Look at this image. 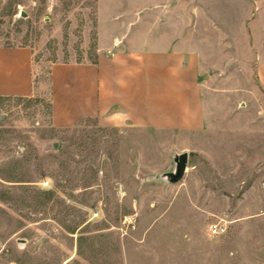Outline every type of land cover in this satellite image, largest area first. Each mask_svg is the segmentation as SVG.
<instances>
[{
	"label": "rangeland",
	"instance_id": "1",
	"mask_svg": "<svg viewBox=\"0 0 264 264\" xmlns=\"http://www.w3.org/2000/svg\"><path fill=\"white\" fill-rule=\"evenodd\" d=\"M158 31L204 56V128L55 129L46 98L0 100V264H264V0H0V45L41 81Z\"/></svg>",
	"mask_w": 264,
	"mask_h": 264
},
{
	"label": "crops",
	"instance_id": "2",
	"mask_svg": "<svg viewBox=\"0 0 264 264\" xmlns=\"http://www.w3.org/2000/svg\"><path fill=\"white\" fill-rule=\"evenodd\" d=\"M121 39L99 46L92 62L51 64L44 81L36 78L29 48L0 45V100L46 98L55 129L94 119L167 134L202 130L207 123L202 52L161 31L144 36L143 45L133 49L117 44ZM260 52L256 72L264 90V48Z\"/></svg>",
	"mask_w": 264,
	"mask_h": 264
},
{
	"label": "water",
	"instance_id": "3",
	"mask_svg": "<svg viewBox=\"0 0 264 264\" xmlns=\"http://www.w3.org/2000/svg\"><path fill=\"white\" fill-rule=\"evenodd\" d=\"M22 17L25 16L22 15ZM172 161L174 164L173 170L162 174L161 178H163L168 183L174 184L179 182L185 173L188 163V154L186 152L174 154Z\"/></svg>",
	"mask_w": 264,
	"mask_h": 264
},
{
	"label": "built area",
	"instance_id": "4",
	"mask_svg": "<svg viewBox=\"0 0 264 264\" xmlns=\"http://www.w3.org/2000/svg\"><path fill=\"white\" fill-rule=\"evenodd\" d=\"M211 232H212V233H216V232H217V228H216V226H214V227L211 229Z\"/></svg>",
	"mask_w": 264,
	"mask_h": 264
}]
</instances>
